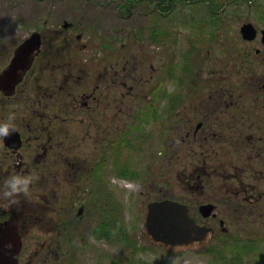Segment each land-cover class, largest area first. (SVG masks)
<instances>
[{"label": "rangeland", "instance_id": "374dc122", "mask_svg": "<svg viewBox=\"0 0 264 264\" xmlns=\"http://www.w3.org/2000/svg\"><path fill=\"white\" fill-rule=\"evenodd\" d=\"M162 1L141 0L124 10L121 7L128 3L127 0H0V72L10 56L8 45L11 49L22 38L39 31L44 34V39L54 42L55 56H58L57 49L60 47L71 49L69 62L73 64V68L67 69V73L74 75L71 78L73 90L84 89L87 83L80 78L84 73L81 66L86 63V59L94 60L100 52H105V68L115 66L120 84L125 79L129 88L132 86L133 89L132 98L123 99L121 96L127 89L120 85L117 108L108 107L107 115L114 118V128L109 129L104 124V130L98 133L88 117L76 114L75 119L70 122L71 140L67 147L76 164L66 166L68 174L62 186L57 187V201H68L65 218L62 217L63 220H72L68 227L70 239H93L91 229L100 214L103 219L101 227L110 235L116 226L114 221L118 219L121 224H127L131 239L141 241V245H148L143 235L146 206L150 201L164 197L189 203L192 214H196L193 195L196 193L194 183L197 180L192 141H182L185 131L179 134L176 139L178 142L174 145L171 136H166L169 143L163 146L161 124L149 120L147 126H150L144 127L142 132L146 141L151 142L152 152L146 156L139 157L135 154L132 157L131 154L126 157L130 148L124 146L120 150L124 156L119 160L116 159L115 152L109 150L100 172L99 169L95 170L99 174L94 173L88 179L89 169L85 161L96 159L103 142L104 146L107 144V138L110 144L115 138H123L127 134L130 125H134L130 110L134 109L133 106H138L140 96L148 94L153 84L171 94L182 89L181 95L192 97L196 89L205 86L204 83L208 81L209 66L214 63H230L233 49L248 48L252 55L256 48L264 49L261 43L264 0H172L175 8L169 12L161 11L159 4ZM247 22L254 23L258 29L255 42H245L241 37L240 28ZM159 30L164 31L166 40L163 45L152 40L154 35H160ZM173 66L175 72L172 76L169 72ZM54 73L60 75L57 71ZM108 79L105 90L115 93L117 88L115 91L114 85L109 86L111 78ZM61 80V76L54 81L47 77L45 85L55 89L54 84L58 86ZM94 87L95 85L92 86ZM205 92L206 95L211 93L207 89ZM65 95L62 93L60 97L63 104L62 98ZM122 99L125 101L121 106ZM81 101L78 97V102ZM19 104L17 102L16 106L9 105L8 108L19 107L25 112L26 106ZM10 111L13 109H8ZM187 117L192 118V112ZM196 124L197 121L188 129L191 133ZM159 146L163 152L157 155L156 148ZM128 160L133 167L140 168L141 173L147 171L146 175L149 177L146 179V175L142 174V178L132 181L119 178L117 169ZM203 195L205 201L210 200L209 192ZM35 200L40 201L41 207H46V210L38 209L35 213L43 226H37L26 237L27 255L31 250L38 251L39 243L50 240L52 235L50 230L54 211L50 210V204L47 203L50 200L39 196ZM83 208L84 213L80 215L79 211ZM224 218L227 219L229 233L226 238L249 246L245 264H264V213L261 216L229 214ZM214 239L215 237L212 240ZM213 241L201 250H189L179 255H165L154 251L148 258L161 264H214L208 252L209 246L214 245ZM117 244L105 243L103 249L114 258L118 255L125 256L128 252L126 243ZM48 247L45 243L39 255L32 253L33 260L38 259V263L48 264L44 262Z\"/></svg>", "mask_w": 264, "mask_h": 264}, {"label": "flooded vegetation", "instance_id": "af4514ba", "mask_svg": "<svg viewBox=\"0 0 264 264\" xmlns=\"http://www.w3.org/2000/svg\"><path fill=\"white\" fill-rule=\"evenodd\" d=\"M35 33L40 34L39 49L33 50L27 62L18 66L14 79L9 83L7 80L0 84V124L8 123L10 114L15 115V120L12 121L15 131L9 128L11 135L0 138V194L5 191L4 182L9 177H32V183L29 185L30 195H20L18 206L9 209L6 207L7 201L0 199V224L9 222L14 225L22 239L18 264H40L38 259L33 260V255H39L45 243L49 247L44 262L48 264H161L148 256L154 251L165 255H179L189 250H201L207 247L214 237V256L218 257L216 254L224 253L231 256L230 250H225L226 245L237 244L238 241H229L226 238L229 233L226 227L227 219L224 217L239 213L243 216H261L264 213V49L256 48L253 55L248 48L233 49L231 62L210 65L205 86L197 87L192 97H178L179 101L173 105L172 110H168L167 98L160 96V102L152 95L153 86L148 94L140 96L138 106L135 105L134 109L130 110L132 120H135L138 112L147 110L161 115L164 119L163 146L169 143L166 138L168 135L171 136L172 145L177 144L176 139L184 131L185 138L182 141H192L197 180L194 183L196 193L193 195L196 214L192 215L198 225L211 228L213 235L202 248L174 252L153 245L147 239L148 245H141V241L135 239L123 240L119 236L117 239L114 237L115 228L112 229V237L108 236L106 239L100 214L91 229L93 239L73 240L68 237L69 222L72 220H63L68 201H57V187L62 186L68 174L66 166L76 164L73 163V154L67 147L71 140L70 122L75 119L76 114L88 117L98 133L104 130L105 125L109 129L114 128V118L107 115L108 107L117 108L120 85L127 89L121 96L123 99H131L133 89L132 86L129 88L125 79L120 84L115 66L105 68V52H100L94 60L86 59V63H94H84L81 66L84 73L80 78L87 83L84 89L73 90L71 78L73 79L74 75L67 73L73 68V64L69 62L71 49L60 47L57 49L58 56H55L54 42L44 39V34L39 31L22 38L11 49L7 44L11 50L10 56L0 74L10 66L20 46ZM255 41L256 39L252 42ZM261 43L264 46L262 39ZM55 71L60 75H55ZM124 71L125 69L122 70ZM60 76L61 83L58 86L55 83V89L45 85L47 77L54 81ZM109 77L111 82L108 85H114L115 91L117 88L115 93L105 90ZM205 89L211 92L210 95H206ZM26 91L29 93L26 94ZM62 93L66 94L62 98L65 105L60 99ZM78 97L81 102H78ZM123 99L121 106L125 101ZM17 102L26 106L25 112L19 107L8 108L9 105L16 106ZM8 109L13 111L8 112ZM191 112L192 118L187 117ZM196 121L197 124L191 133L188 129ZM135 125L136 123L133 127ZM135 138L136 134L133 135V143L136 142ZM120 139H111L109 144L107 138V144L104 146L103 142L96 159H86L89 169L87 179L94 176V173L99 174L108 157L106 152L116 149ZM162 152L163 149H160L158 154ZM96 169H99V172L95 171ZM205 192H209L210 200L203 199ZM38 196L50 200L47 202L50 204L49 208L55 212L51 218L52 235L50 234V240L39 243L38 251L31 250L27 255L26 237L30 231H35L37 226H43L35 213L38 209L46 210V207H41L40 201L35 200ZM208 205L212 208L206 216L202 208ZM79 212L82 215L84 208ZM115 224L118 226V223ZM115 239L117 241H114ZM114 242L126 243L128 252L125 256L118 255L114 258L106 254L104 244Z\"/></svg>", "mask_w": 264, "mask_h": 264}, {"label": "water", "instance_id": "95a60500", "mask_svg": "<svg viewBox=\"0 0 264 264\" xmlns=\"http://www.w3.org/2000/svg\"><path fill=\"white\" fill-rule=\"evenodd\" d=\"M241 32L244 39L247 40H253L257 35V31L251 23L245 24ZM40 44L39 33H35L31 39L26 40L18 49L10 66L1 74L0 84L7 80L9 83L11 79H14L18 66L29 58L33 50L39 49ZM211 208V206L203 208L206 216ZM211 234V228L200 227L195 223L189 215L188 207L182 203L163 200L148 205L145 217V235L156 245L173 251H181L203 246ZM21 246L22 241L17 228L9 222L0 224V264H17Z\"/></svg>", "mask_w": 264, "mask_h": 264}, {"label": "trees", "instance_id": "16d2710c", "mask_svg": "<svg viewBox=\"0 0 264 264\" xmlns=\"http://www.w3.org/2000/svg\"><path fill=\"white\" fill-rule=\"evenodd\" d=\"M127 1L128 3L122 6L123 9H126L130 4L136 3L141 0H127ZM159 7L161 11L164 10L168 12L175 8L174 4L172 3V0H163L162 3L159 4ZM154 39L158 41V38L155 37ZM174 72H175L174 69H172L171 71L172 76ZM151 90H152V95L157 99V101L160 100V102H162L160 99V96H162V98H167L169 100L168 110H172L173 105L179 101L178 97H181L180 93H182V89H180L179 92L171 94V93H168L167 90H162L161 86H157L155 84L153 85V88ZM135 120H136V125L135 127L132 128V130H134L136 133V138H135L136 142L133 143L132 135L122 138L121 141L119 142V145H117L115 149L116 151H114L117 159H121V157L124 156L121 152L122 151L121 149L124 146L131 148L130 151L126 153V157H129V155L131 154L133 156L137 154L139 157H144L149 152H152L151 145H150L151 142H147L146 139L144 138L145 135L142 133L143 132L142 130L144 127L147 128L150 126V125L147 126V124L149 123V120H153L154 123H158V124L160 123L162 134L164 133L163 132L164 119L161 117V115L153 112L152 110H147L146 112H138V114L135 116ZM165 123H166V120H165ZM150 131H153V129H151ZM152 146H153V143H152ZM117 163H119V161H117ZM121 164L123 165H120L117 169V175L120 178L135 180V179L142 178V174L143 175L147 174L146 173L147 171L141 173L140 168L133 167V165H131V162L129 160ZM148 177L149 176L147 175L144 176V178L146 179ZM115 229L117 230V226H115ZM105 233H107L106 236H110V233L108 232H105ZM121 234L124 236L127 235L126 231L122 230V228H121ZM229 250L231 252V256L229 258H227L226 255H221V254H220V258L224 259L227 264H244L243 255L246 252V249L244 247H241L239 245H234L230 247ZM248 250H249V246H248Z\"/></svg>", "mask_w": 264, "mask_h": 264}, {"label": "clouds", "instance_id": "9594fccd", "mask_svg": "<svg viewBox=\"0 0 264 264\" xmlns=\"http://www.w3.org/2000/svg\"><path fill=\"white\" fill-rule=\"evenodd\" d=\"M15 120V115L10 114L8 117V123L0 124V138L7 137L11 135L9 128L15 131V125L12 121ZM38 179V177H37ZM32 183V177L21 178L19 175L9 177L5 182V191L0 194V199L6 200L9 209L13 206H18L20 201L18 197L24 195L25 197L30 195L29 185Z\"/></svg>", "mask_w": 264, "mask_h": 264}]
</instances>
